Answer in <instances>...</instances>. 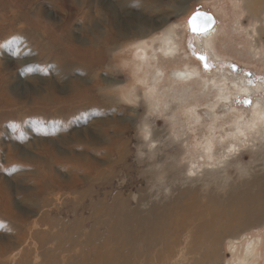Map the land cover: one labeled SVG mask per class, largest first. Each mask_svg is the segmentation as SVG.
I'll return each instance as SVG.
<instances>
[{
    "label": "rangeland",
    "instance_id": "rangeland-1",
    "mask_svg": "<svg viewBox=\"0 0 264 264\" xmlns=\"http://www.w3.org/2000/svg\"><path fill=\"white\" fill-rule=\"evenodd\" d=\"M197 10L217 20L204 48L208 72L193 56L199 42L188 22ZM65 24L74 46H91L110 32L120 45L107 47L105 61L85 74L80 62L56 56L66 45L54 47L52 39ZM170 31L178 46L172 55L161 48ZM186 65L200 68L202 77L174 75ZM239 78L247 93L234 86ZM0 81L14 101L4 106L0 95V190L21 217L15 223L0 215V264H19L23 256L36 264L67 261L55 240L48 254L35 249L32 233L40 230L36 221L44 209L60 220L66 238L72 235L78 253L123 211L129 237L139 242L137 227L145 237V221H160L181 192L202 191L203 202L222 200L264 174V12L252 18L244 0H0ZM96 82L103 88L95 97L80 93ZM217 84L229 99L219 96ZM51 94L94 97L101 105L67 114L66 104H42ZM248 96L250 107L242 103ZM257 110V125L244 123V131L235 132L233 116ZM45 176L58 180L48 194L39 190ZM242 228L222 237L208 257L195 238L171 255L156 246L162 254L150 264H264V211Z\"/></svg>",
    "mask_w": 264,
    "mask_h": 264
},
{
    "label": "bare ground",
    "instance_id": "bare-ground-1",
    "mask_svg": "<svg viewBox=\"0 0 264 264\" xmlns=\"http://www.w3.org/2000/svg\"><path fill=\"white\" fill-rule=\"evenodd\" d=\"M244 1H245V9L249 12V15L254 19H260V16L264 12L263 11L264 0H244ZM214 18L216 24L217 22L216 17L214 16ZM213 28L210 30V33L213 30ZM61 29H62L61 37L58 38L57 36H55L52 39V44L54 47L58 48V45L59 47L60 45H62L61 47L64 49L63 44L66 45V49L62 51L60 50L57 53L56 56L58 60L62 61V63L65 60L80 62L85 68V74H87V71H90L92 67L94 66L97 67L105 61L108 55L107 47H109L110 45H113L114 47L120 45L117 36L114 33L110 32L105 38L97 39L96 40L97 43L90 44L91 46H74L73 44H71L73 43L72 42L73 37L70 33L69 25L65 24L61 26ZM174 34H175L174 31L168 32V34H166V36L163 38L162 41L163 43L161 48L164 50L165 53H169V55H172L178 49L176 42L173 41ZM208 35H194L197 36V40L199 42L197 47L198 49H200L199 50L200 53L197 52L193 53L194 57H196L197 54H204L209 58L206 52L207 50L206 51L204 50V48L206 49L210 47L211 41L208 38L209 37ZM192 47L195 48L194 45H192ZM73 64H71V66ZM194 68L190 70L186 65L184 69L174 72V75L178 76L182 80H190L193 77H202L199 70L200 68H197L195 70ZM202 69L203 72H208L205 71L203 67ZM237 81H238L237 83L234 82V86L236 88L241 87L242 92L247 93L248 89H244L243 85H241V82H244L243 78H239ZM6 86L7 85L3 81H0V93H1L0 95L2 96L6 104L4 106H11L13 105L14 101L11 100V98H9ZM206 86L207 85L205 82L204 87ZM215 86L219 87V96L222 99H226V100L229 99V93L226 92L225 87H223L221 84H217ZM71 87L73 88V86ZM102 88L103 87H101L100 83L96 82L88 88L82 87L80 93H84V94L91 93L95 97V92ZM182 93H186V91L184 90L182 91ZM237 93L238 92L236 91L234 94L237 95ZM93 98L85 100L78 95L73 98H69L67 100H62L61 98H58L53 94H51L49 98L43 100L42 104L45 106L47 101H53L56 104H66L68 106V109L66 108L67 109L66 113L70 114L77 110L83 109L85 106H89V107L100 106L101 105L100 100L98 98L96 99ZM246 99H250V97L248 96L246 97ZM45 111L46 110L44 109V112ZM261 118H262L261 110L255 111L250 116L234 115L233 121H234L235 132L237 133L243 132L245 129L243 125L244 123H247V126L249 128L256 126L257 122L261 120ZM231 147H235V145H232ZM39 184L41 186L39 189L41 190V193L48 194L52 189L56 188L58 184V180H56L51 176H45V179L42 180L41 183L39 182ZM0 191L2 193V200H1L2 204L0 205V215L7 216L16 223L21 219V217L16 212H14L12 208L13 203L11 204V200L9 196L10 194L8 195V193L4 189H1ZM188 196H190V198H186L187 200L183 199ZM203 197H204V193L202 191H196V192L192 191L191 193L188 190H186L184 192H181V196L168 206L165 213L162 215L160 221L153 223H150L147 220L145 221V231H144L145 237L143 232L140 231L139 228L137 227L138 231L140 232L139 242H133L129 237L128 222L126 221V217L128 213H125V211L119 214V221L117 222V224L111 226L108 232L106 231L105 233L93 234L89 236L87 238V246L89 248L88 249L81 248V250H79L78 253H74L75 241L72 238V235L66 238L64 232L62 231V228L59 226L60 220H58V218L57 219L51 218V214L47 212L45 209L42 212V215L40 214L41 216L39 220H37L38 222L36 221V223L40 225V230L32 233V239H34L35 243L37 244V248L35 249L38 252L44 254L49 253L47 249L48 242L51 240H55L54 245L56 246V248L60 251H66L65 253L67 255V261L64 264H140V258H138L137 256L140 254L138 252L141 251H143V256L146 257L144 260V264H150L151 256L158 257L162 254V253L159 254V252L156 249V246L158 247V250L160 252L165 251L166 254L171 255L176 251V247H178V245L182 241L185 240L187 241V243H189L190 241H193L192 239L195 238H198L201 241L206 242V243L199 242L198 245L208 257L210 252H212V250L216 248L217 245L221 242L220 240L222 237L228 235L229 233H238L243 229L242 228L243 224H245L249 219H255L258 214H261L264 211V174L256 178H253L252 181L241 183L239 187L229 191L227 193V196L224 197L222 200H220V198L218 197H213L209 202L206 201L203 202L201 200ZM56 214H58V212H56ZM21 229L24 230L25 232H28L29 230L28 227L27 228L21 227ZM51 230L54 231L51 232ZM29 250H31V247L26 248L25 252ZM185 250L188 251L189 249L186 247ZM31 261L32 259H26L23 256L20 259L19 264H34V263L36 264V262L33 263ZM38 264H54V259H49V260L42 259V262Z\"/></svg>",
    "mask_w": 264,
    "mask_h": 264
},
{
    "label": "snow or ice",
    "instance_id": "snow-or-ice-1",
    "mask_svg": "<svg viewBox=\"0 0 264 264\" xmlns=\"http://www.w3.org/2000/svg\"><path fill=\"white\" fill-rule=\"evenodd\" d=\"M204 15L206 17L207 23L204 25L203 28H197L195 27L192 22L196 19L197 16ZM190 26H191V31L194 35H208L210 34V29L211 26L214 24V20L210 15H207L206 13H200L199 10L190 17L189 20ZM197 60H199L202 64V67L204 68L205 71H210L211 70V65L209 63V58L204 55V54H197L196 55ZM243 104L247 106H251L252 101L250 99H245L242 101Z\"/></svg>",
    "mask_w": 264,
    "mask_h": 264
},
{
    "label": "water",
    "instance_id": "water-1",
    "mask_svg": "<svg viewBox=\"0 0 264 264\" xmlns=\"http://www.w3.org/2000/svg\"><path fill=\"white\" fill-rule=\"evenodd\" d=\"M197 12V11H196ZM196 12H194L190 17H192ZM200 13H206L207 15H210L213 20H214V24L211 26V29L213 28V26L215 25V18L214 16L211 14V13H207V12H204V11H199ZM189 23V22H188ZM207 23V20H206V17L204 15H200V16H197L196 19L192 22V24L197 27L198 29L199 28H203L204 25ZM189 25V28H190V31H191V26H190V23L188 24ZM210 29V30H211ZM192 32V31H191Z\"/></svg>",
    "mask_w": 264,
    "mask_h": 264
}]
</instances>
